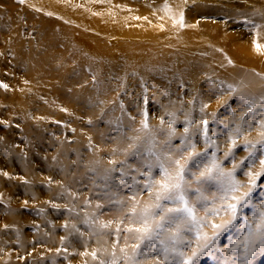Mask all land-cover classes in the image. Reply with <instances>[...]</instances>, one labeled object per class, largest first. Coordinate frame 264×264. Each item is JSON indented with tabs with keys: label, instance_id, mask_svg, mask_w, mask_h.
Segmentation results:
<instances>
[{
	"label": "rangeland",
	"instance_id": "374dc122",
	"mask_svg": "<svg viewBox=\"0 0 264 264\" xmlns=\"http://www.w3.org/2000/svg\"><path fill=\"white\" fill-rule=\"evenodd\" d=\"M126 1L141 15L168 0ZM208 1L185 5L197 24L213 31L220 26L241 31L264 52V0ZM85 2L0 0V264H133L138 234L127 229L139 224L131 209L135 204L139 211L154 201L144 186L149 175L161 179L157 156L173 171L170 160L199 154L188 162L185 180L209 236V225L229 216L223 211L209 214L220 208L222 193L215 184L198 186L199 172L213 160L224 172L238 165L234 176L246 191V173L260 170L258 158L252 163L245 157L248 145L264 139L263 95L252 88L244 95L230 89L218 92L220 82L196 71L186 72L185 80L161 73L156 78L139 76L140 58L148 47L143 38L134 46L136 57H130L124 42L123 50L99 49L100 44L131 36H101L89 25L78 32L61 31L63 21L75 20ZM113 50L118 58L107 54ZM36 60L45 68L37 67ZM252 98L257 103L249 110ZM197 187L205 198L201 202H196ZM261 211L264 177L237 219L193 264H234L243 252L236 245L247 235L246 222L254 227ZM174 232L166 226L159 239L142 243L135 264H176L190 257L197 248L194 234L185 231L172 244L168 237ZM161 240L169 244L167 258ZM248 264H264V247H250Z\"/></svg>",
	"mask_w": 264,
	"mask_h": 264
},
{
	"label": "bare ground",
	"instance_id": "6f19581e",
	"mask_svg": "<svg viewBox=\"0 0 264 264\" xmlns=\"http://www.w3.org/2000/svg\"><path fill=\"white\" fill-rule=\"evenodd\" d=\"M56 1L58 0H53V2ZM190 1L168 0L139 15L126 0H117V2H113V0H86L78 9L75 20L63 21L65 30L59 29L63 32H78L81 26L89 25L92 28L96 27L97 33L101 36L115 33L131 36L130 40L115 39V42L110 44H100L99 49L102 52H106L109 48H115L118 51L123 50L120 43L124 42V45L127 43L126 47L129 49L130 57L135 56L137 51L134 46L137 47L143 38L148 47L143 50L140 58L143 64L138 69L140 71L136 72L139 76L145 75V78H156L161 73L164 77L185 80L186 72L196 71L200 77L216 83L220 82L218 83L220 86H217L218 92L230 89L244 95L248 89L252 88L264 98V85L260 82L262 79L264 80L262 46L257 49V45L251 44L248 39H244V33L241 31L233 33V31L222 29L221 26L220 30L213 31L205 24H197L192 14H188L185 9L186 3ZM216 1L223 2L225 0ZM249 1L261 2V0ZM256 6L254 5L252 10H255ZM254 13L258 12L255 11ZM181 16L183 17L182 24L180 22ZM116 19L118 21L113 22ZM249 19L255 21L254 18ZM56 29V27L51 26L52 32H55ZM260 32L263 36L261 38L264 39V26ZM107 54L118 58L117 52L114 50L112 53L107 51ZM36 66L45 68V65L39 60H36ZM114 66L117 68L126 67L125 64H115ZM217 89L210 91L217 92ZM154 124L157 125V123ZM12 215L13 218H17V213L14 212Z\"/></svg>",
	"mask_w": 264,
	"mask_h": 264
},
{
	"label": "snow or ice",
	"instance_id": "6c2138e0",
	"mask_svg": "<svg viewBox=\"0 0 264 264\" xmlns=\"http://www.w3.org/2000/svg\"><path fill=\"white\" fill-rule=\"evenodd\" d=\"M181 24L183 23V17L180 18ZM261 46L257 45V49ZM231 88V86H229ZM264 104V98L260 101ZM257 103V100L252 98L249 101V110L251 107ZM207 122L205 121V124ZM147 127V124H144ZM264 128V124L261 125ZM261 137H264V132H261ZM257 144L260 146L261 155L256 156ZM250 151L249 156L245 157V160L251 158V162L255 163V160L259 159L260 170L257 172H247L246 175L249 178L248 186L246 191H241L244 187L239 181L235 179L234 165L233 171L224 172L220 169L218 163L215 160L211 161L209 165L205 166L200 172L199 176L195 178V183L199 185L205 184H215L218 191L222 193L220 196L221 206L220 208H213L209 213L212 216H217L221 211L225 215L229 216V219L223 220L221 223H211L209 226L213 230L212 236H209L203 231V227L207 223L204 218L197 216L196 203L190 201L189 192L191 186L187 184L185 180L186 174L189 172L187 167L189 161H193L196 155H199L193 151L187 157H182L181 159L170 160L169 163L174 165V170L170 171L168 167H165L164 163L159 162L160 158L157 156L158 167L161 172V179L156 181L151 175H149V182L145 184V188L151 191L154 196V201L152 203L145 204L143 208L137 211L135 204L131 209V217L138 222L139 226L133 228H128L127 231L137 233V239L139 243L133 246V256L130 259L135 264V256L137 255V250L140 249V245L145 241H152L154 239H159L160 235L164 232L165 227H174L175 232L168 237L169 242L175 243L177 239L181 237L183 232H191L194 234L195 241L197 243V248L193 250L192 255L187 258L178 260L176 264H193V258L199 255L201 252L209 249L216 237L221 231L226 230L231 224L237 219L241 208L249 202L253 191L257 188V182L262 177H264V139L257 141L256 144L248 145ZM194 150L195 146L192 145ZM155 155V153H152ZM241 165L244 161L240 162ZM152 166H148V171L151 173ZM114 170V169H113ZM195 176L194 173H192ZM196 202H201L205 200L203 194L200 191V187L195 190ZM170 204L171 207L167 206ZM207 211V209H206ZM257 221L255 226L251 223L246 222L247 235L244 236L243 240L238 242L236 247L243 248V252L239 258L234 261V264H248V251L250 247L256 244L264 247V211H261L258 217H254ZM103 227H108L107 224ZM116 231L119 233L120 228L117 227ZM163 245V252L165 258H167L169 252V244L165 241H160ZM191 243V241H189ZM123 251V249H121ZM95 257V253H92ZM114 255V254H113ZM183 257V253H179ZM103 264V262H101ZM115 264V260H113Z\"/></svg>",
	"mask_w": 264,
	"mask_h": 264
}]
</instances>
